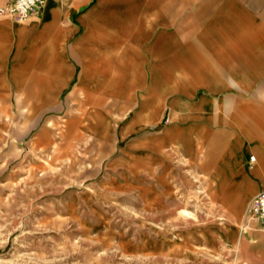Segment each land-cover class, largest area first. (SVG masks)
<instances>
[{"label":"crops","instance_id":"obj_1","mask_svg":"<svg viewBox=\"0 0 264 264\" xmlns=\"http://www.w3.org/2000/svg\"><path fill=\"white\" fill-rule=\"evenodd\" d=\"M119 43L127 44V67ZM217 92L241 96L217 99ZM169 93L184 98L169 101ZM0 103L13 105L20 141L30 121L63 112V103H95L79 127L101 141V159L125 147L99 183L117 182L112 170L127 163L133 178L150 182L142 189L150 201L171 191L160 185L183 179L162 162L173 150L213 203L236 201L238 256L225 262L264 264V229L243 218L245 201L264 191V0H45L26 22L0 15ZM166 117L178 123L162 125ZM222 232L224 241L234 238L232 229Z\"/></svg>","mask_w":264,"mask_h":264},{"label":"rangeland","instance_id":"obj_2","mask_svg":"<svg viewBox=\"0 0 264 264\" xmlns=\"http://www.w3.org/2000/svg\"><path fill=\"white\" fill-rule=\"evenodd\" d=\"M171 14L175 15L169 12L168 19ZM119 44L115 52L127 67V44ZM111 46L104 45L108 64ZM231 95L241 96L216 93L217 99ZM183 98L169 93V101ZM63 105L61 113L50 112L39 123L30 121L34 128L20 141V121L12 118L13 105L0 103V264H228L225 260L236 259L234 236L243 226L235 223L239 212L235 200L229 201L228 208L213 203L204 180L197 182L186 159L173 150L162 154V162L174 165L180 171L176 176L181 174L183 179L160 185L171 191L162 195L158 190L156 201L147 200L142 191L150 182L143 176L133 178L127 163L112 170L117 182L99 183L111 171L110 160L122 155L125 147L118 145L114 155L101 159V141L77 124L96 104L80 109ZM122 122L118 121V128ZM176 123L166 117L162 125ZM223 123L217 121V133L223 131ZM41 132L43 145L37 140ZM207 142L203 137L202 149ZM205 154L200 152L201 162ZM251 199L245 201L243 218L257 224L247 216ZM229 229L235 231L229 233L234 238L224 241L222 231Z\"/></svg>","mask_w":264,"mask_h":264},{"label":"built area","instance_id":"obj_3","mask_svg":"<svg viewBox=\"0 0 264 264\" xmlns=\"http://www.w3.org/2000/svg\"><path fill=\"white\" fill-rule=\"evenodd\" d=\"M0 15L26 22L32 17H37L45 0H0ZM250 162L254 157L249 158ZM247 216L251 221L259 224L264 229V191L255 195L249 202Z\"/></svg>","mask_w":264,"mask_h":264}]
</instances>
